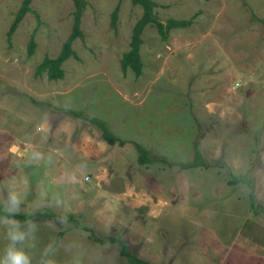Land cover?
I'll list each match as a JSON object with an SVG mask.
<instances>
[{"label":"rangeland","instance_id":"374dc122","mask_svg":"<svg viewBox=\"0 0 264 264\" xmlns=\"http://www.w3.org/2000/svg\"><path fill=\"white\" fill-rule=\"evenodd\" d=\"M117 1L86 0L75 54L61 78L48 79L34 66L57 53L72 0H30L37 16L25 12L9 44L20 0H0V207L33 212L21 222L0 216V256L18 224L25 239L17 247L31 264L127 263L116 243L93 241L84 225L155 264H264V214L251 213L244 183L227 182L229 171L249 168L264 206V0H154L161 21L191 22L165 39L146 24L137 76L130 67L123 73L119 58L141 7L120 0L113 31ZM67 108L103 119L127 140L100 141L102 155L86 156L82 146L97 149L100 132ZM193 140L222 166L161 161L189 159ZM133 142L153 161L137 163Z\"/></svg>","mask_w":264,"mask_h":264},{"label":"trees","instance_id":"16d2710c","mask_svg":"<svg viewBox=\"0 0 264 264\" xmlns=\"http://www.w3.org/2000/svg\"><path fill=\"white\" fill-rule=\"evenodd\" d=\"M114 5V7L109 12V25L113 29L116 30V18H117V9L118 3ZM133 4H138L141 7V12L138 17L135 19L131 26L130 37L128 41V48L121 53L119 58V65L121 71L124 73L127 67H130L134 73V76H137L141 72L142 60L139 54V45L142 41L141 32L143 27L146 24H154L159 37L161 39H165L167 33L172 27H182L186 26L191 22V18H176V17H168L164 21L158 19L153 11V7L157 5L154 0H130ZM30 0H20V3L16 10L13 13V17L10 20L8 27L5 31V37L10 43L11 34L17 26L20 19L23 17L24 13L31 10L37 16V12L33 11L29 6ZM73 9L71 10V25L69 32L66 34L64 39L61 41L60 47L57 53L54 56L44 55L34 66V75H39L41 72H44L48 79H56L61 78L63 76V68L61 66L62 62L68 58L69 56H73L75 54L73 48L71 47V42L76 37H83L82 30L80 28V16L81 12L86 4V0H72ZM264 26V20L260 19ZM35 46V42L33 40V34L31 33L27 43H26V53L30 55L33 52ZM69 112L77 117H81L88 122L96 125L100 132L101 138L107 144H118L123 145L127 140L124 137L119 136L115 133L108 124L101 118H97L93 115L83 114L80 111L74 110L72 108H67ZM133 146L136 149V161L140 164H148L153 161V158L148 153L146 147L142 144L133 142ZM192 156L187 160H169L167 158H161V161L166 162L167 164H174L179 168H191V167H203L206 168L210 165H221L222 162H218L217 160H212L204 157L201 151L198 148V143L196 140L192 141ZM228 180L229 183H238L242 182L247 187L246 196L248 200V204L251 209V213L255 214L258 212H262L264 214V206L258 204L254 197V188H253V179L250 175V169L245 168L241 171H229L228 172ZM33 213V212H32ZM32 213H23V212H9L8 210H4L0 207V216H5L8 218H13L18 221H24L29 217ZM46 213V212H45ZM42 213V214H45ZM48 212L47 215H49ZM67 218L74 219L71 214L66 215ZM83 229L88 230V235L91 236L92 240L98 243L105 242H114L118 245V254L124 256L127 259L126 264H155L153 262L144 260L132 253H130L127 248L125 241L119 237L112 236H101L97 237L92 235L89 228L84 225L81 226ZM63 233V230L60 229L56 232V239L60 237Z\"/></svg>","mask_w":264,"mask_h":264},{"label":"clouds","instance_id":"9594fccd","mask_svg":"<svg viewBox=\"0 0 264 264\" xmlns=\"http://www.w3.org/2000/svg\"><path fill=\"white\" fill-rule=\"evenodd\" d=\"M12 206H18L19 201L13 195L10 196ZM9 212L15 211V207L7 209ZM10 243L4 250L3 256H0V264H31V258L23 247H17V244L22 243L25 239V233L20 231L19 225L11 226L7 233Z\"/></svg>","mask_w":264,"mask_h":264},{"label":"crops","instance_id":"0c3cea01","mask_svg":"<svg viewBox=\"0 0 264 264\" xmlns=\"http://www.w3.org/2000/svg\"><path fill=\"white\" fill-rule=\"evenodd\" d=\"M37 130V129H36ZM82 140V139H81ZM103 142V143H105V144H107L102 138L100 139V140H98V148L96 149V148H93V149H91L90 147H86V146H82V149H84V151L85 150H87L86 152H84V154L86 155V156H88V155H90V156H92V155H98V154H100V155H102V152H103V149H104V145L102 146L101 144H99V142ZM85 143V142H84ZM102 146V147H101ZM85 147V148H84ZM83 151V150H82ZM98 166H100L99 164H98ZM108 173L110 174V172L108 171ZM110 176V175H109ZM108 179V178H107ZM134 203V202H133Z\"/></svg>","mask_w":264,"mask_h":264},{"label":"built area","instance_id":"2783aa9c","mask_svg":"<svg viewBox=\"0 0 264 264\" xmlns=\"http://www.w3.org/2000/svg\"><path fill=\"white\" fill-rule=\"evenodd\" d=\"M83 180H85V181L88 180V175H87V174H84V176H83Z\"/></svg>","mask_w":264,"mask_h":264}]
</instances>
